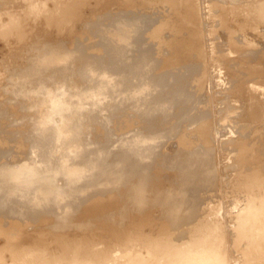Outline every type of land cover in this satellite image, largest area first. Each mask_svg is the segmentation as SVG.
Masks as SVG:
<instances>
[{"label":"rangeland","instance_id":"obj_1","mask_svg":"<svg viewBox=\"0 0 264 264\" xmlns=\"http://www.w3.org/2000/svg\"><path fill=\"white\" fill-rule=\"evenodd\" d=\"M61 1L62 0H36V3H42L39 10H41V9H43V10H42V12H39V10H37V12H39L40 15H32L31 13H29L28 9L26 10V7H24V6L21 8H23V9L25 8V10L21 9L20 7L14 8V7H10L11 3L9 2V0L8 1L7 0H0V17L2 18V19L0 18V22H1L0 26L3 27L4 25H6L10 21H11V24L13 26L22 23V27H23L24 33L26 35L25 44L29 45V44H31L32 41H33L32 45L34 44L33 46L28 47V48H30V50H31L30 51L28 48H25V47H24L25 49L23 48V50H22V48H20L19 44L15 43V42L13 43V41H10V43L4 44V42L0 40V43H1V45H0V52H1L0 56L3 54V56L0 58V60L2 61V62L0 61L1 62L0 63L1 68L0 69L2 70V71H0V97H1L0 101H2L1 99L6 100L12 94L14 95V92L16 90V85L21 80L24 81V79H22L23 77L21 78V75H20L21 72L27 71L32 66L38 67L39 65H41L40 62L45 60L44 56L53 52V51H55V52L57 51L58 52L57 57L60 56L59 58L64 60V61H61L62 64L60 63L61 68H62L61 70L63 72H69L72 69H74L75 68L74 66L76 65V62L79 58L80 59L84 58L83 63L85 65L90 63V64L94 65L95 67H97L98 68L97 70H103L104 71L106 69H110L111 71H110V74H108V76L111 79V81H110L109 86H107V90H109V92H111V93H108V95L105 94L104 96H96V95L93 96V95H91V97H92L91 100L96 101V102L98 100V102L107 104L108 102H110L113 99L114 93H120V92L130 93V92L137 89L138 90V92L136 93L137 105L141 106L147 102L145 104L146 107L148 106V104L151 105L153 110L156 113L163 116L165 119L162 118L163 120L159 119V121L157 119L156 121L159 122V123H157L155 121V119H154V121L150 120L151 121L150 122L149 121L150 118L144 117L142 119H139V121L138 120L135 121L138 123V124L136 123V125L138 127L132 123L129 126H126L124 128L118 129V128L114 127L110 130H107L109 143H107L106 145L109 146L110 148H113L115 145L117 146L118 144L122 143L125 140V138H128L129 136L134 137L135 134L136 135H143L144 132H147V131L153 132L157 129L156 131H158V132H156V134L151 133V137L152 136L156 137V136L160 135V134H158L160 132L165 134V135H168V136L166 137V139H163V140L160 139L158 144H156L157 146L153 150H151L148 157L154 159V162L158 161L160 164L163 163L161 165L163 176H166V177L170 176L171 177L174 173H176L179 166H180L181 161L183 160V158H190L193 156H197L195 154H200L202 156H208V159L205 162L206 164H204V167L206 166V168H204V169H202L203 167L201 168V170H202L201 174H203V173L206 174V172H207L208 177H210V178L213 177V179L215 178L216 183H218L217 186L219 185V187H217V186L215 187L214 192L210 193L211 197H213L212 203L209 206L203 205V206H201V208H197L198 209L197 215H200L205 210H206V212H204L197 219H195L191 222H188L187 224L179 225L178 228H176V230L174 231L175 233H177V236H176L177 239L174 241H171L169 244H167V248L170 246V249L169 248L166 249L167 251L164 250V251H166L164 253V252L160 251L161 250L160 248H159L160 250H158L156 248L157 250H155L151 255V258H152L151 260L153 262L156 261L155 263H158V262L160 263V262H162L164 260H168L170 258L169 260L173 261V258H175V256H177V253H178V252L175 253V251H178L179 246H181L180 243L182 244V242L187 241L188 239H186V238H188V237L189 238H191V236L192 237L193 236L199 237L200 235H203L205 231L208 232L207 226L209 224V225H213V227H216V233H212V234L217 235L218 238L220 236H222V239H221V237L219 238L220 241L222 240L221 241V247L222 248L220 247L219 251L216 253L217 255L216 254L214 255V256H216L215 258L218 259L217 260L218 264H221V262H222V264H247V263H249V264H263L262 262H264V252H263L264 249H262V248H264V215L260 216V217L255 216L257 219L254 217V218H252L253 220L250 219V220L246 221L248 223L244 222L246 224V226L242 222V218H243V216H245L247 214V212L250 208L249 206H251L252 203H254V202L259 203L261 201H264V192H263L264 191V188H263L264 187V181H263L264 176H258L257 177L258 174L264 173V172L262 171V166L257 167L252 163L253 158L255 157L254 155L257 152L255 150L262 149L263 145H261V144L263 143L262 141L264 139V138L262 139V137L264 136L263 135L264 130H260L261 133H259V134L253 130H256L255 128H257L258 126H259L258 128H260L262 125L264 127V120L262 123H258V122L254 123V121H250L246 118L248 110H249L248 109V107H249L248 101H249L250 97L253 96L257 100H262V98H264V94H263L264 93V87H263L264 86V84H263L264 83V36H263L264 35V28H263L264 25H262V24H264V19H263L264 16L262 18V15H264V4H262V6H261V3L264 0H260V1L259 0H257V1L256 0H254V1L250 0L253 3H251L249 0H248V2H247V0H234V1L232 0L234 2V4L232 3V7H234V9L236 7H240L242 9L239 8L237 11H235V12L233 11L235 16L233 15V12H232L233 16L229 14L227 21H225L223 23L220 22L221 20L218 19V14L216 11V7L221 4L220 0H197V1L194 0L195 3L193 0H188V1L183 0L184 3L185 2L187 4L192 3V4H190V6L192 7L191 10H192V13L195 14V16L198 19V23H197L198 25L197 24L196 25L198 26L197 28L200 29L199 30L200 32L198 33V38H197V33L192 32L190 29H184L183 33H180V34H182L181 36H183V37H188L192 32L191 37L189 36L188 38H192V39H194V41L196 39V41H198V44H199V41L201 42L199 44V46H197V48L200 52H197V50L195 52H192L191 49H193V48H191V46H190L187 49V51L189 50L187 53H183V52L178 53L175 48L167 46L166 43L164 44L162 39H159L158 37H156L157 35L156 36L154 35V29H156L155 25H158V24L164 25L167 22H170L173 18L172 12L177 11L178 7L181 8L183 6L184 3L182 2V0H180V1L179 0H170V1L167 0L166 5L168 6V8L171 9V10L170 9L169 10L172 11V12H168V13L166 11L158 10L157 8L155 10V6L153 3L154 0H147V1L146 0H140V1L139 0H126V2L124 0H122L123 2H122V4L119 5V7H118V5H116L114 3V0L113 1L112 0H103V1L102 0H100V1H98V0H94V1L93 0H85V1L84 0H73V1H75V6H78L77 10L74 11L78 16H76V14L74 15V13H73V15L71 14V17H70V15L68 17V14H67V17H64L65 13L63 15V10H62L64 8L63 6H65L63 4H66L67 1H70V0H66V3H64L65 1L64 2L63 1L61 2ZM115 1H121V0H115ZM135 1L137 4L135 3ZM258 1L261 3H258ZM196 3H197V5H196ZM247 3L250 4V5H248L249 7H252V9H249L250 11H252V13L248 10L250 12V14H249V12L248 13L245 12L248 9ZM58 4H60V5H58ZM61 5H63V6H61ZM114 5H116V6H114ZM215 5H216V7H215ZM257 5L258 6L260 5V6L258 7ZM54 6H56V7H54ZM58 6H60V7H58ZM242 6H244V7H242ZM253 6H254V8H253ZM256 6H257V8H256L257 10H255ZM109 7L110 8L112 7V8L110 9ZM142 7H143V9H142ZM260 7L263 8V10H261V14L259 13L260 12L259 9H262V8H260ZM5 8H6V11H5ZM19 8H20V10H17ZM85 8H86V10H85ZM253 10H254V12H253ZM78 11H80V15H79ZM115 11L117 13H115ZM48 12H50L52 14V16L54 17V18L53 17L52 18L54 20L56 19V22L58 20H60V21H58V25L56 27H53L52 25L47 24V20L45 19V17H47L46 14ZM53 12H55V13H53ZM164 12H166V13H164ZM243 12H244L243 15L247 14L246 17L242 16ZM253 13H255L254 18H253V16H251V15H253ZM258 13L260 14V16L257 15ZM59 14L61 16L63 15L62 18ZM157 14H159V15H157ZM164 14L165 15L167 14L166 18H165ZM7 15L9 17H7ZM11 15H12V17H10ZM55 15H56V17H55ZM161 15H162V17L164 16L165 20H164V18L161 17ZM248 15H249V18L252 17V20L247 17ZM130 16H132L133 18L134 17H136V18L133 19ZM260 17H261V19H259ZM4 18H5V20H4ZM25 19L28 22L25 21V23H23L24 22L23 20H25ZM135 19H136V21L140 20V22L139 21L136 22ZM153 19H155V20H153ZM245 19H247V20L244 21ZM256 19H257V21L261 20L260 22H263L262 24L258 23V22L256 23V25L261 24L262 27L256 26L254 24L256 22ZM15 20H16V23L13 24V22ZM250 20L255 21V22H252L254 25L251 23ZM247 21H249V23H247ZM110 22L113 25H110ZM131 22H132V24L135 22L133 24L134 27L131 24ZM160 22H162V23H160ZM218 23H219V25H218ZM220 24H222V25H220ZM244 24H246V26ZM250 24H252V25H250ZM199 26H200V28H199ZM1 27H0V29H1ZM32 27H34V28H32ZM81 27H82V29H81ZM94 28H95V30H94ZM249 28H250V30H249ZM251 29L253 30L252 32H251ZM189 30H190V32H189ZM254 30H256V31L254 32ZM37 31L39 32V34L44 33V35L48 36L47 37V36L40 34L43 36V40H42L43 44H41V45H39L41 43L40 40H39V42H36V41H38V39H41V37H42V36H40V38H39V35H37V33H38ZM47 32L49 34H46ZM26 33H28V34H26ZM251 33H253V34L255 33L254 37L252 36ZM34 34H35V36L36 35L38 36V39H35V36L33 37ZM37 36H36V38H37ZM152 36H154V37H152ZM260 36H262L263 38ZM0 37L4 38L5 36L3 37L0 34ZM32 37L34 39H31V41L27 40V38L30 39ZM48 39L49 40L51 39L52 42L49 41ZM34 41L36 42V44L38 43L37 46H36ZM230 41L234 42V43L231 44ZM246 42L248 43V45L246 44ZM49 43H50V45H49ZM235 43H237V45ZM249 43H250V45H249ZM14 44H15V46H14ZM53 44H54V46H53ZM161 44H162V46H161ZM2 45L4 47H2ZM7 46H9V47H7ZM40 46H41V49H37V52H36L35 51L36 47L39 48ZM47 46H51V47L53 46V47L51 48V47H47ZM244 46H246V47H244ZM262 46H263V48H262ZM12 47H13V49L15 47L16 48L13 50ZM33 47H35V49ZM238 47H240L241 49H242V47H244V49L245 48H247V49L241 50ZM2 48H4V49H2ZM233 48H235V49H233ZM252 48L254 50L253 52H255V50H257L255 52L256 54H253V52L251 53ZM230 49L234 50V52L232 51L233 54L231 53ZM5 50H6V52H3ZM9 50H10V52H9ZM32 50H34L35 52ZM48 50H49V53L48 52L46 53V51H48ZM239 50L244 51V52L241 53ZM14 51L15 52L17 51L16 55H15ZM227 51L229 53H227ZM248 51H250L249 53L251 54V56H250V54H248ZM25 52H28L29 54H31L30 52H32V53L34 52V54L29 55L27 53L28 56H26ZM239 52H240V54H239ZM257 52H258V54H257ZM37 53L38 54L40 53V54L38 56H36ZM63 53H66V54H63ZM219 53H220V55H219ZM21 54L23 56L27 57V58L24 57L25 61H24V59H22L23 57L21 56ZM42 54H43V56H42ZM221 54H223V55L221 56ZM224 54H225V56H224ZM4 55L6 56V59L8 56L7 60L4 59L5 58ZM68 55H70V56H68ZM17 56L19 58L15 59ZM9 57H11V58L9 59ZM41 57H42V59H41ZM221 57L224 59H222ZM258 58H259V60H258ZM19 59H21V60H19ZM196 59H198V60H196ZM256 60H258V62H256ZM26 61H28V62H26ZM29 61H30V63H29ZM5 62H8L9 64L6 63L7 64V66H6ZM13 62L16 66H17V64H20V63H21L20 65H22V66H20V69L18 68V70H15L16 72L13 69L15 67ZM16 62H17V64H16ZM170 62L172 64H170ZM198 62H200V63H198ZM3 63H4V67L1 66V65H3ZM33 63H34V65H33ZM208 63H210V64H208ZM228 63H231V64H228ZM65 64L67 66H65ZM216 64H219V65H216ZM222 64L226 67V69H223L224 66H222ZM249 64L253 67H251ZM28 66H29V68H28ZM221 66H222L223 70H221ZM227 66L230 68H227ZM249 66L252 69H250ZM258 68H260L261 70ZM21 69H24V70H21ZM125 69H129V73H128L126 79H121V78L118 79L117 76L121 75L122 70H125ZM227 69L229 72H233L236 76L233 75V73L232 74H230L229 72L226 73L225 71ZM239 69H241V70H239ZM244 69H245V71L246 70L251 71V72L253 71L252 72L253 74L251 75V72H248V71L245 72ZM10 71L11 72L13 71V72L9 73ZM223 71H224V73H223ZM238 71L239 72L242 71V74H240L242 77L239 76ZM256 71H259L258 73H260V74L263 72L261 74V75H263V77H261L260 74L258 75V73L255 74L254 72H256ZM243 72H245V73H243ZM13 73H14V75H13ZM164 74H165V77H164ZM249 74H250V76H249ZM243 75H245L246 77ZM203 77H204V79H203ZM240 78L243 79L244 81H242ZM184 79H186V80H184ZM33 80H34V76L30 80H27V81H29L28 83H32ZM245 80H247V81L249 80V82L245 83ZM227 82H228V84H227ZM232 82H233V84H232ZM234 82H236L237 84ZM250 82H251V84H249ZM244 83L246 84V86H244L245 85ZM135 84H137V86H138L137 88H135ZM223 84H224V86H223ZM51 85H54V84H51ZM51 85H49V87H52ZM98 85H103V84L101 82L100 83L99 82H91L86 86H80L79 87L76 83H74V80H73V82H69V83H66L65 85H63L61 87L62 88L61 91L64 95L68 94L70 99H72V98L74 99L75 96H78L80 94H84V93L90 94L89 92H91L92 89ZM65 88H67V89H65ZM68 88H70V89L68 90ZM133 88H135V89H133ZM255 88H257V89H255ZM178 89H179V91H178ZM44 91L46 93H48L46 91V89ZM172 92H173V95H171ZM216 94H217V96H216ZM168 95H170V96H168ZM225 99L228 101H226ZM140 102L142 104H139ZM145 105H144V107H142V109L146 108ZM20 106H22V104ZM226 106H228V107H226ZM237 109H238V111L239 110H241V111L238 112ZM230 113H232V114H230ZM56 116L57 117L59 116V117L57 118ZM109 117H110L109 115H107V116L105 115V118H109ZM17 118H19V117H17ZM54 118L55 119L57 118L56 120H58L59 122L58 121L57 122L60 124V120H61L60 118L61 117H60L59 113L54 115ZM224 118L226 119V121ZM235 119H236V121H235ZM223 120H224L226 126L224 125V123H222ZM34 121H37V120H34ZM153 122L155 125L153 124ZM162 122H163V124H162ZM230 122L231 123L236 122V123L231 125ZM58 123H56V124H58ZM147 123L151 124L154 128L151 125L148 126ZM238 123L239 124L243 123V124L241 126ZM246 123H251V124L254 123V124L249 125ZM257 123H258V125H257ZM9 124L1 123L0 128H5ZM236 124L239 126V128ZM259 124H261V125H259ZM31 125H33V123L30 122V123H27L26 126L24 124H21V125H19V127L20 128L24 127V130L26 131L25 134H28L29 130L36 132V134L39 131L41 134L40 130H36L37 129L36 127L38 125H34L36 129H34V127H31ZM158 125H160V126H158ZM231 126H232V128H231ZM244 126H246V128ZM136 127H137V129L138 128L139 129L135 131L134 129H136ZM145 127H146V129H145ZM160 127H161V130L159 129ZM236 127L238 130H235ZM128 128H130V129H128ZM152 128H153V130H152ZM188 128H191L192 130L191 129L189 130ZM250 128H253V129H250ZM176 129H179V130L176 131ZM130 130H131V132H130ZM141 130H142V132H141ZM159 130H160V132H159ZM239 130H241L240 131L241 134L244 135L243 138H242V135H240V132H238ZM251 130L255 133L251 132ZM126 131L128 132L127 134H129V135L126 134ZM133 131H134V133H133ZM190 131L193 133H190ZM194 131L197 134H195ZM229 131L231 134L229 133ZM233 132L235 135L233 134ZM124 133H125V136H124ZM249 133H251V134H249ZM119 134H120V136L123 135L125 138H123V136H121L122 137L121 138L119 136ZM117 135L119 138L117 137ZM195 135L197 137L198 136L199 137L197 138ZM239 136H241V137H239ZM5 137L8 138V136H6V134H5ZM194 137L196 140L192 139ZM228 137L230 139H228ZM260 137H261V139H259ZM9 139H10V141H13L15 138L10 136L8 138V140ZM114 139L116 140L115 144H114V141H115ZM170 140H172L173 143ZM175 140H177L176 143H175ZM117 142H118V144H117ZM146 142H148V141H146ZM256 142H257V144H256ZM146 144L148 145V143H146ZM175 144L178 146L176 147ZM254 144H256V145H254ZM199 145H201L202 147L201 146L199 147ZM226 145L228 146V150H227ZM252 145H254V146H252ZM235 147H237L238 149ZM45 149H47V147ZM175 149H177V150H175ZM247 151H250V152H248L249 154L247 153ZM235 153H236V155H235ZM243 154H245V155H243ZM132 155L134 156V159L136 160L137 156H135L134 154H132ZM223 155L226 157H224ZM133 156L130 158H133ZM138 156H139L138 159H143L140 157V155H138ZM236 156H240V158L237 157L238 158L237 161H236L237 158H235ZM223 157L226 159H224ZM251 157H253V158H251ZM2 160H5V159H2ZM127 162L131 163L130 161H127ZM46 163H48V162H46ZM208 163H210V164H208ZM229 163H230V165H229ZM52 164L53 163L50 162V164L43 166L42 169H44V170L41 172L42 174H45V175L48 173V176L50 177V180H49L50 182L47 180H41L39 178H38L39 181L37 180L36 182L35 181H28L26 179H21L20 182L19 181L5 182V183H8L10 185L8 189H12V188L17 189L19 197H21V198H19V203L13 204L14 207H13V205H10L12 203L9 204V200L7 197V194L9 192L7 190L2 189V183H1L0 184V186H1L0 187V210H2V211H0V212L6 211V213H8L9 215L13 214L11 216H13L14 220L17 219L16 223L20 222L18 225L24 226L25 223L28 221L27 218L24 216L25 215L24 213L26 212L25 210L29 208V210H31V211H36L35 205L32 204V201H33L32 197L34 194H37V195L42 197V198H40L41 200H44L48 204L50 203L49 205L52 206L54 213L57 212L58 214H61V213L63 214L65 212H69L70 210L74 209L73 211L76 214L79 213L78 215H80V217H83L86 214L87 215L85 217H88V218L90 217L89 221H90V224L92 226L84 227V226L79 225L78 227L76 226L72 231L74 233H76L77 235L80 233L86 234L85 238H87V241H85L84 243H86V244L88 243L91 245V247L93 248L91 250L93 251V253H95L98 256V264H99V262L101 264L102 262H104V260H105V264H125L127 262H130V260L133 258V256L131 255L132 253H130V254H126V253L129 252V249L131 247L133 248V246L131 245L133 243L128 242L127 239L125 238V236L121 235V238L120 237L118 238L116 236H118V234L121 231L123 232L124 235H126V233L123 231V227L125 229H127V233L129 232V230L133 231V228H132L133 226H131V225H135L134 219H136V218L138 219L139 216L144 212L143 209H139V210L133 212L129 208L130 203L134 201L135 192L133 191L134 190L133 185L135 184L137 174H139V173H137L134 168L125 165L124 171H125V174H127L126 175L127 179H128L127 181H123L124 179L120 175L121 178L118 177L117 180L112 181L115 184L114 185L115 187L112 188L111 177H108L109 176L108 175V176L104 177V180L101 179V181H100V182L106 183L108 185V186H106L107 188H105L103 190L104 193H102L103 191L97 192L96 189L95 190L92 189V190L88 191L89 193H87L85 196H83L84 198L80 194L70 197L71 194H67V195L63 194V193L71 192L73 189V182H71V178L69 175L70 173L68 172V169H66V168L58 169L57 168L56 170L53 169V172H52V168H51ZM238 168H240V170L242 168L243 170L239 171ZM227 170H228V172H227ZM246 170H248L249 173L246 172ZM235 171L236 172L239 171V174H238V172L236 173ZM258 172H260V173H258ZM246 173H248V174H246ZM256 173H258V174H256ZM243 174H245V175H243ZM249 175L251 178H249ZM237 176H240L243 179L239 178ZM244 176H245V178L247 177V179H244ZM201 178H203V177H200L199 180ZM99 179L100 178L96 179V181ZM257 179L259 182H256ZM35 183H37V184H35ZM250 183H251V185H250ZM254 183H255V185H254ZM256 183H257V186H256ZM27 184H29V185H27ZM240 184H242L241 186L243 188L240 186ZM245 186H246V188H245ZM249 186L250 187L252 186V187L250 188ZM237 187L240 189H238ZM193 188L192 187L190 188L191 193H189L190 195H188L189 201L186 204H183L182 206L179 207L178 211L176 212L173 223L178 222V220L181 218L183 213L187 212L190 208V205H192V203H194V193L195 192H193L194 191ZM19 189L20 190L22 189V191H20ZM36 189H37V191H36ZM67 189H70V190H67ZM247 189H248V192L246 191ZM256 189H258V190H256ZM241 190H243L244 192ZM230 192H232V193H230ZM241 192H242V194H245V195L248 194L249 196L247 195L246 196L247 198H246L245 195H241V196H243V197H241L240 196ZM26 193H28V195ZM126 193H127V195H126ZM228 194H232V195H228ZM46 196H48V199ZM230 196H231V198H230ZM233 196H235L234 199L232 198ZM236 196L239 198H237ZM235 198H237L238 200L240 199L239 202L237 199L235 200ZM255 198H257L258 201ZM39 200H37L36 202L38 203ZM80 201H82V202H80ZM133 203H135V201ZM189 203H190V205H189ZM238 203L239 204L242 203V205H239ZM31 205H32V207H31ZM243 205H244L245 209L246 208H248V209L245 210L243 208ZM232 206H233V208H232ZM234 206L237 209H234L235 208ZM241 207H242V209H241ZM16 208H18V209H16ZM238 209L241 212V214H240V212H238ZM17 210H19V211H17ZM88 211H89V213H88ZM117 211H121L123 213V216L121 214L117 216L116 215ZM242 211L244 212L243 215H242V213H243ZM22 214H24L23 215L24 217H22ZM82 214H83V216H81ZM124 214L126 216V219H125V221L120 222L121 219L124 218ZM209 214L210 215L212 214V215L210 216ZM209 217H210V220L212 222L209 220ZM214 217H216L217 219ZM103 218H104V220H106V222L102 223L101 220ZM177 218H178V220H177ZM153 219H155V220H153ZM93 220L95 222L94 224H93ZM218 220L221 223H219ZM155 221H156V223H155ZM206 221H208L209 223L207 222V224H205ZM214 221H216V222L213 223ZM253 221H254V223H253ZM8 222H9V220H7V223ZM112 222L119 223L118 225H120L121 231L117 230V229H116L117 231L113 230V229H115L114 228L115 225L114 226L109 225L108 228L105 226L106 223L111 224ZM147 222H151L154 225L155 229L158 227V225H159V229L157 228L158 230H162L163 228H165L163 220L158 218L157 215L152 216V219L148 218ZM95 224H97V225H95ZM27 225H29V223ZM27 225H25V226L27 227ZM241 225H243V226H241ZM103 226L106 228H104ZM204 226L207 229L204 232H202V230L205 228ZM129 227H130V229H129ZM201 227H202V230H201ZM209 227H212V226H209ZM27 228L31 229L32 226L30 225V227L28 226ZM157 229L155 231H158ZM60 230L61 229H57V231H60ZM57 231H56V234H59ZM146 231H147V229H146ZM188 231H191V232H188ZM147 233L149 234V232H147ZM152 233H154V231H152ZM186 235H188V236H186ZM259 235L261 238L256 237ZM60 236H62V235H60ZM185 236H186V238H185ZM252 236L256 237V239L259 238V240H257L258 243H256L255 246L252 245V247H251L250 240L252 241ZM77 238H80V237H77ZM178 238H179V240H178ZM182 239H184V240H182ZM253 239H255V238H253ZM0 240H1L0 241V244H1V242H3V237H0ZM226 241H227V243H226ZM223 242H224V244H223ZM125 244L128 245L129 248L127 247V249H126ZM172 245H174V246H172ZM163 248H165V247H163ZM250 248H251V252H249ZM172 249H173V251H171ZM174 249H176V250H174ZM260 249H261V251H260ZM158 251H160V252H158ZM246 251H247V253H245ZM256 251H257V253H256ZM171 252L175 253L176 255L170 256L169 254H171ZM253 252L256 254H254ZM260 252L262 254H260ZM102 253L104 256L102 255ZM160 253L162 256L160 255ZM51 254H54L55 256H59L60 252L55 251L54 253H51ZM141 254H143L142 251H141ZM259 254H260V256L258 257L257 255H259ZM164 255H165V258H163ZM99 256H101V257H99ZM131 256H132V258H131ZM166 256H170V257L167 258ZM255 256L257 258H255ZM107 257H108V260H106ZM154 257H157L158 261H157V258H156V260H154ZM212 258H211V260H212ZM215 258H213V259H215ZM220 258L222 259V261L220 260ZM252 258H254L255 260ZM99 259H101V260H99ZM102 259H103V261H102ZM160 259H162V261H160ZM257 260H258V262H257ZM253 261H254V263H253ZM259 261H261V262L259 263ZM63 264H70V263L68 262V263H63ZM144 264H149V263L145 262Z\"/></svg>","mask_w":264,"mask_h":264},{"label":"bare ground","instance_id":"obj_2","mask_svg":"<svg viewBox=\"0 0 264 264\" xmlns=\"http://www.w3.org/2000/svg\"><path fill=\"white\" fill-rule=\"evenodd\" d=\"M62 1L63 2L65 1L64 3H66V0H62ZM98 1H100V0H98ZM124 1L126 2V0H124ZM166 1L167 0H154L153 3H154V6H155V10L157 8L158 10L166 11L167 13L168 12H172V11H170L171 9L168 8V6L166 5V3H167ZM233 1L232 0H220V3L221 4L220 5L217 4L218 5L217 7L215 5L216 11H217V14H218V19L221 20L220 22L223 23V22L227 21V19L229 17V14L232 15V12L233 11L235 12V11H237L240 8V7H236L234 9V7H232V3L234 4ZM252 1H254V0H252ZM259 1H258V3H261ZM9 2L11 3V6L9 5L10 7H14V8H17V7H20L21 8L23 6L26 7V10L28 9L29 13H31L32 15H40L39 12H42V10H43V9L39 10V8H40V6H41L42 3H36V0H9ZM122 2H123L122 0L121 1H115L114 0V3L116 5H118V7H119L120 4H122ZM182 2H183V0H182ZM247 2H248V0H247ZM263 2L261 3V6H262V4H264ZM135 3H136V1H135ZM194 3H195V1H194ZM251 3H253V2H251ZM60 4H58V5H60ZM190 4H192V3H190ZM190 4H187L185 2L181 8L178 7L177 8V11L172 12L173 13V18H172V20L170 22H167L166 24H164L165 26L164 25H159L157 23L158 25H155L156 26V29H154V35L155 36L157 35L156 37H158L159 39H162V41L164 42V44L166 43L167 46L172 47V48H175L178 53H182V52L183 53H187L189 51V50L187 51V49L190 46H191V48H193V49L190 48L192 52H195L196 50H197V52H200L198 50L197 46H199V44L201 42L199 41V44H198V41H196V39L194 41V39L188 38L189 36L191 37L192 32L197 33V38H198V33L200 32L199 31L200 29L197 28L198 27L197 26L198 25L197 24L198 23V19L195 16V14L192 13V10H191L192 7L190 6ZM63 5H65V6H63ZM63 5H61V6L64 7L62 9L63 10V15L65 13V16L64 17H67V14H68V17H69V15L71 17V14L73 15V13H74V15L76 14L74 11L77 10L78 6H75V1L70 0V1H67V3L66 4H63ZM116 5H114V6H116ZM196 5H197V3H196ZM248 5H250V4L247 3V6ZM56 6H54V7H56ZM257 6L255 7V10H257L256 9ZM58 7H60V6H58ZM242 7H244V6H242ZM20 8L17 9V10H20ZM86 8H85V10H86ZM253 8H254V6H253ZM260 8H262V7H260ZM21 9H23V8H21ZM142 9H143V7H142ZM240 9H242V8H240ZM249 9H252V7H249L248 6V9L245 12L248 13L250 11ZM23 10H25V8ZM37 10H39V12H37ZM259 10H260L259 13L261 14V10H263V8L262 9H259ZM5 11H6V8H5ZM78 12H79V15H80V11H78ZM166 12H164V13H166ZM234 12H233V15H234ZM250 12L252 13V11H250ZM250 12H249V14H250ZM253 12H254V10H253ZM53 13H55V12H53ZM115 13H117V12L115 11ZM259 13L257 14L258 16H260ZM243 14H244V12L242 13V16L243 17H246L247 14L246 15H243ZM8 15H7V17H9ZM157 15H159V14H157ZM166 15H165V18L167 17ZM254 15H255V13H253V15H251V16H253V18H254ZM46 16L47 17H45V19L47 20V24L48 25H52L53 27H56L58 25V21H60V20H58L56 22V19L55 20L53 19L54 17L52 16V14L50 12H48L46 14ZM62 16H61V18H62ZM76 16H78V15L76 14ZM132 16H130V17H132ZM263 16L264 15H262V18H263ZM10 17H12V15ZM55 17H56V15H55ZM161 17H162V15H161ZM247 17L249 18V15ZM134 18H136V17H134ZM162 18H164V16ZM165 18H164V20H165ZM249 19L252 20V17L249 18ZM259 19H261V17ZM4 20H5V18H4ZM153 20H155V19H153ZM246 20L247 19H245L244 21H246ZM23 21H24L23 23H25V21H27V20L25 19ZM135 21H136V19H135ZM138 21L140 22V20H138ZM138 21H136V22H138ZM260 21L261 20L257 21V19H256V22L255 21H251V23L252 22H255L254 24L256 25V23L258 22V23H261L262 24L263 22H260ZM14 23H16V20L13 22V24ZM160 23H162V22H160ZM247 23H249V21H247ZM0 24H1V22H0ZM7 24L6 25L3 24L4 25L3 27L0 26L1 29H2V30L0 29V31H1L0 34L3 37L5 36L4 38L0 37V40L3 41L4 44H7V43H10V41H13V43L14 42L15 43H18L19 46H20V48H22V50H23L24 47L25 48H28V47L34 45V44L32 45V42L33 41L31 42V44H29V45L27 44L28 46L25 44V42H26V35L24 33V29L22 27V23L13 26L11 24V21H10ZM131 24H132V22H131ZM252 24H250V25H252ZM261 24L260 25H256V26H261ZM110 25H113V24H111V22H110ZM218 25H219V23H218ZM220 25H222V24H220ZM244 25L246 26V24H244ZM262 25H264V24H262ZM133 27H134V25H133ZM32 28H34V27H32ZM199 28H200V26H199ZM250 28H249V30H250ZM81 29H82V27H81ZM184 29H190L192 31L191 34L189 33L190 34L189 36L187 35L188 37L181 36L182 34H180V33H183ZM252 29H251V32L253 31ZM94 30H95V28H94ZM190 30H189V32H190ZM255 31L256 30H254V32ZM28 33H26V34H28ZM40 34H42V33H40ZM40 34H39V32L37 33V35H39V38H40V36L44 35V33L42 35H40ZM46 34H49V33L47 32ZM251 34L254 37V34L255 33L254 34L251 33ZM34 36H35V34L33 35V37ZM36 36H35V39H38V36H37V38H36ZM44 36H47V35H44ZM33 37L30 38V39H28L29 38L28 37L27 40H30L31 41V39H34ZM152 37H154V36H152ZM260 37H262V36H260ZM39 40L41 41V43L39 45L43 44L42 43L43 42L42 41L43 40V36L41 37V39H38V41H36V42H39ZM49 41H51V39ZM36 42H35V44H36ZM232 43H234V42H231V44ZM37 44H36V46H37ZM235 44L237 45V43H235ZM246 44L248 45L247 42H246ZM0 45H1V43H0ZM49 45H50V43H49ZM249 45H250V43H249ZM14 46H15V44H14ZM53 46H54V44H53ZM161 46H162V44H161ZM246 46H244V47H246ZM2 47H4V46L2 45ZM7 47H9V46H7ZM47 47H51V46H47ZM244 47H242V49L240 47H238V48H240L241 50L247 49V48L244 49ZM33 48L35 49V47H33ZM262 48H263V46H262ZM2 49H4V48H2ZM12 49H13V47H12ZM28 49L30 50V48H28ZM37 49H41V46L39 48L36 47V50H35L36 52H37ZM233 49H235V48H233ZM32 51H34V50H32ZM230 51L233 54L234 50H231L230 49ZM253 51L254 50L252 48L251 53ZM256 51L257 50H255V52ZM3 52H6V50L3 51ZM9 52H10V50H9ZM34 52L33 53L30 52V53L33 55ZM47 52L49 53V50L46 51V53ZM240 52L242 53L244 51H240ZM240 52H239V54H240ZM249 52L250 51H248V54H250ZM255 52H253V54H256ZM16 53H17V51L15 52V55H16ZM25 53H26V56H28L29 53L28 52H25ZM227 53H229V52L227 51ZM22 54H21V56L23 57L22 59H24V57H26V56H23ZM31 54H29V55H31ZM39 54L37 53L36 56H38ZM63 54H66V53H63ZM257 54H258V52H257ZM219 55H220V53H219ZM222 55L223 54H221V56ZM2 56H3V54L0 56V58ZM8 56H7V59H8ZM42 56H43V54H42ZM57 56H58V52L57 51L56 52L53 51V52H51V53H49V54H47V55L44 56V59L45 60H43L42 62H40L41 65H39L38 67L37 66H35V67L32 66V67L29 68V66H28L29 69L27 71L20 73L21 78L23 77L22 79H24V81L21 80L22 82L20 81L16 85V90L14 92V95L12 94L6 100L1 99L2 101H0V124L1 123H5V124H9L10 123L7 127L0 128V184L2 183V189L3 190H7L9 192L7 194V197H8V200H9V204L12 203L10 205H13V204L19 203V198H21V197H19V194L17 192V189L12 188V187H11L12 189H8L10 185L8 183H5V182H13V181H19L20 182L21 179H26L28 181H35L36 182L38 180V178L41 179V180H47V181H49L50 180V177L48 176V173L45 175V174H42L41 172L44 170V169H42L43 166L50 164V162L53 163L52 164V167H51L52 168V172H53V169L56 170L57 168L58 169H63V168L68 169V172L70 173L69 175H70V178H71V182H73V189H72L71 192L63 193V194L64 195L71 194L70 197L75 196V195H78V194H80L83 197L87 193H89L88 192L89 190H92V189L93 190L96 189L97 192L103 191L105 188H107L106 186H108V185L106 183H102L100 181H101V179L104 180V177L105 176H108V175H109L108 177H111V182L113 180H117V178L120 177V175L123 177V179H124L123 181H127L128 180L127 179V176H126L127 174H125L124 167H125V165H127L129 167H132L139 174H137L135 184L133 185V189H134L133 191L135 192V195H134V201H135V203H133L134 201L131 202L130 205H129V208L133 212L134 211H137L139 209H143L144 212L139 216L138 219L137 218L134 219L135 220V225H131V226H133L132 227L133 228V231H130L129 230V232L127 233V229H125L123 227V231L126 233V235H124L123 232L121 231L120 225H118L119 223H114V222H112L111 224L110 223H106L105 226L108 228L109 225L110 226H114L115 225L114 226L115 229H113V230H116L117 229V230H120L121 231L118 234V236H116V237H118V238L120 237L121 238V235L122 236H125V238L127 239L128 242L133 243V244H131L133 246V248L131 247L129 249V252L126 253V254L132 253L131 255L133 256V258L131 256L132 259L130 260V262H127L125 264H144L145 262H148L149 264H158L159 262L158 263H155L156 261L153 262L151 260L152 259L151 258L152 253L155 250H157V249L158 250L161 249L160 251L161 252H164V253L167 251L166 249H168V248L170 249V246L167 248V244H169L171 241H174V240L177 239L176 238L177 233L174 232L176 230V228H178V226L181 225V224H187L188 222H191V221L197 219L198 217H200L204 212H206V210L203 211L200 215H197V213H198V209L197 208H201V206H203V205L204 206L205 205L206 206H209L212 203V201H213V197H211L210 193L211 192H214L215 187L217 186L218 183H216L215 178L213 179V177L212 178L208 177L207 172H206V174H204V173L201 174V172H202L201 168L202 167H203L202 169L206 168V166L204 167V164H206L205 162L207 161L208 156H202L200 154H195L197 156H193V157H190V158H183V160L181 161L180 166H179V168H178V170H177L176 173H174L171 177L170 176L169 177L163 176V174H162L163 173L162 172V167H161V165L163 163L160 164L158 161L154 162V159L148 157V155L150 154L151 150H153L157 146L156 144H158V142L160 141V139L161 140L166 139V137L168 136V135H165V134H163V133L160 132L161 127L159 128L160 129L159 130L160 133H158L160 135H158L156 137L155 136L154 137L153 136L151 137V133H155L156 134V132H158V131H156L157 129L155 131H153V132H151V131L144 132L143 135H136L135 134L134 137L133 136H131V137L129 136L128 138H125L124 137L125 136V133H124V136L123 135H121V136H123V138H125V140L122 143L119 142L120 144H118V142H117V144H118L117 146L116 145L115 146L113 145L114 147L113 148H110L109 146L106 145L107 143H109L107 130H110V129L114 128V127L115 128H118V129L124 128L126 126H129L132 123L136 125L137 122H135V121H137V120L139 121V119H142L144 117L150 118L149 121L150 120L151 121L152 120L154 121V119H155V121L157 119L159 121V119H162V118L165 119V118L163 116H161L160 114L156 113L153 110V108L151 107V105L148 104V106L146 107L145 104L147 102L145 104L141 105V106H138L137 105V100H136V93L138 92L137 89L134 90V91H132V92H130V93H122V92H120V93H114L113 94V99L110 102H108L107 104L98 102V100H97V102L91 100V98H92L91 95H93V96H95V95L96 96H104L105 94L108 95V93H111V92H109V90H107V86H109L110 81H111V79L108 76V74H110V71L111 70L110 69H106L104 71L103 70H97L98 68L95 67L94 65L90 64V63H88L87 65H85L83 63L84 62V58H82V59L79 58L77 60V62H76V65L74 66L75 67L74 69H72L69 72H63L61 70L62 68H61L60 63H61V61H64V60L61 59V58H59L60 56L59 57H57ZM68 56H70V55H68ZM224 56H225V54H224ZM250 56H251V54H250ZM10 58L11 57H9V59ZM18 58L19 57L17 56L15 59H18ZM4 59L7 60L6 59V56H5ZM41 59H42V57H41ZM222 59H224V58H222ZM19 60H21V59H19ZM196 60H198V59H196ZM258 60H259V58H258ZM258 60H256V62H258ZM24 61H25V59H24ZM26 62H28V61H26ZM6 63L9 64L8 62H5V64ZM29 63H30V61H29ZM34 63H33V65H34ZM198 63H200V62H198ZM7 64H6V66H7ZM13 64H14V62H13ZM16 64H17V62H16ZM20 64H17V66L14 64L15 65V67L13 68L14 71L15 70H18V68L20 69V66H22ZM170 64H172V63L170 62ZM208 64H210V63H208ZM228 64H231V63H228ZM216 65H219V64H216ZM1 66L4 67V63ZM65 66H67V65L65 64ZM222 66H224V65L222 64ZM222 66H221V70L226 69L225 66H224L225 68L223 67V69H222ZM250 66H249V68L252 69L251 67H253V66H251V67ZM227 68H230V67L227 66ZM258 69H260V68H258ZM21 70H24V69H21ZM239 70H241V69H239ZM0 71H2V70L0 69ZM242 71H240V72L238 71L240 77H242L240 75V74H242ZM244 71H245V69H244ZM246 71H248V70H246ZM259 71H256L254 73L256 74ZM12 72L10 71L9 73H12ZM225 72L228 73L229 72L228 69ZM245 72H243V73H245ZM248 72H251V71H248ZM252 72H251V75L253 74ZM128 73H129V69L122 70L121 75L117 76V78L118 79H120V78L121 79H126ZM223 73H224V71H223ZM229 73L232 74L233 72H229ZM259 74L260 73H258V75ZM13 75H14V73H13ZM233 75H235V74L233 73ZM33 76H34L33 82L32 83H28L29 81H27V80H30ZM243 76H245V75H243ZM249 76H250V74H249ZM164 77H165V74H164ZM261 77H263V75H261ZM203 79H204V77H203ZM73 80H74V83H76L79 87L80 86H86V85H88L91 82H99V83L101 82L103 85L95 86L92 89V91L89 92L90 94H88V93H84V94H80V95L77 94L78 96H75L74 99L73 98L70 99V97H69L68 94L64 95L62 93V91H61L62 88L61 87L63 85H65L66 83L73 82ZM184 80H186V79H184ZM241 80L244 81L243 79H241ZM246 81L247 80H245V83H248L249 82V80L247 82ZM234 83H236V82H234ZM48 84L49 85L54 84V85H51L52 87H49ZM227 84H228V82H227ZM232 84H233V82H232ZM249 84H251V82ZM223 86H224V84H223ZM244 86H246V84ZM137 87H138L137 84H135V88H137ZM135 88H133V89H135ZM45 89H46V91L48 93H46L44 91ZM65 89H67V88H65ZM69 89L70 88H68V90ZM255 89H257V88H255ZM178 91H179V89H178ZM173 92L171 93V95H173ZM168 96H170V95H168ZM216 96H217V94H216ZM226 101H228V100H226ZM248 103H249L248 104V106H249L248 109L249 110H248V113H247V117L246 118L248 120H250V121H254V123L255 122L262 123L263 120H264V98H262V100H257L256 98H254L252 96V97H250ZM21 104H22V106H20ZM139 104H142V103L140 102ZM144 105H145L146 108L145 109H142V107H144ZM226 107H228V106H226ZM237 111H238V109H237ZM239 111H241V110H239ZM58 113H59V115L61 117L60 118L61 119L60 120V124L58 123L59 121L56 120L59 116L58 117L56 116L57 117L56 119L54 118V115H56ZM230 114H232V113H230ZM105 115L106 116L109 115L110 117L109 118H105ZM17 117H19V118H17ZM34 120H37V121H34ZM225 121H226V119H225ZM235 121H236V119H235ZM30 122L33 123V125H31V127H34V129L37 128L36 130H40L41 131V134H40L39 131H38L39 133L37 132V134H36V132H34L32 130H29L28 134H25L26 131L24 130V127H22V128L19 127V125H21V124H24L26 126V124L27 123H30ZM56 123H58L59 125L56 124ZM148 123H147L148 126L151 125V124H148ZM157 123H159V122H157ZM222 123H224V125H225L224 120H223ZM235 123H233V122L231 123L230 122L231 125H233ZM254 123H252V124L251 123H246V124L253 125ZM258 123H257V125H258ZM153 124H154V122H153ZM162 124H163V122H162ZM242 124H239V125L242 126ZM34 125H38V126L35 128ZM259 125H261V124H259ZM158 126H160V125H158ZM137 127H136V129H134L135 131L139 129V128L137 129ZM244 127L246 128V126H244ZM258 127L255 128L256 130H253V131H256V133L259 134V133H261L260 130H264V127H263V125L260 127L261 129L258 128ZM153 128H152V130H153ZM231 128H232V126H231ZM238 128H239V126H238ZM128 129H130V128H128ZM145 129H146V127H145ZM188 129L190 130L191 128H188ZM250 129H253V128H250ZM178 130L179 129H176V131H178ZM235 130H238L237 127H236ZM240 131L241 130H239L238 132H240ZM253 131L251 130V132H253ZM130 132H131V130H130ZM141 132H142V130H141ZM127 133L128 132L126 131V134ZM133 133H134V131H133ZM190 133H193V132L190 131ZM194 133H195V131H194ZM229 133H230V131H229ZM253 133H255V132H253ZM5 134H6V136H8V138L10 136H12L15 139L13 141H10V139L8 140V138L5 137ZM195 134H197V133H195ZM233 134H234V132H233ZM249 134H251V133H249ZM127 135H129V134H127ZM240 135H242L241 132H240ZM119 136H120V134H119ZM243 136L244 135H242V138H243ZM117 137H118V135H117ZM239 137H241V136H239ZM263 138H264V136L262 137V139ZM192 139H195V137L192 138ZM228 139H230V138L228 137ZM259 139H261V137ZM146 141H148V142H146ZM170 141H172V140H170ZM176 141L177 140H175V143H176ZM115 142H116V140L114 141V144H115ZM262 142H263L261 144V145H263L262 146V149L255 150V151H257L256 154L254 155L255 157L254 158L251 157V158H253V162L252 163L255 166H257V167H259V166L261 167L262 166V171L264 172V139H263ZM146 143H148V145ZM172 143H173V141H172ZM256 144H257V142H256ZM256 144H254V145H256ZM254 145H252V146H254ZM177 146L178 145H176V147ZM200 146L201 145H199V147ZM46 147H47V149H45ZM235 148H237V147H235ZM175 150H177V149H175ZM227 150H228V146H227ZM248 152H250V151H247V153ZM132 154H134L135 156H137V158L135 157L136 160L134 159V156ZM138 155H140V157L143 158V159H138L139 158ZM235 155H236V153H235ZM243 155H245V154H243ZM132 156H133V158H130ZM224 157H226V156H224ZM237 157L240 158V156H236L235 158H237ZM2 159H5V160H2ZM224 159H226V158H224ZM237 160H238V158L236 159V161ZM127 161H130L131 163H129ZM46 162H48V163H46ZM208 164H210V163H208ZM229 165H230V163H229ZM238 170L241 171L243 169L241 168V170H240V168H238ZM239 171H237L238 174H239ZM227 172H228V170H227ZM246 172H248V170H246ZM248 173H246V174H248ZM258 173H260V172H258ZM258 173H256V174H258ZM243 175H245V174H243ZM258 176H264V173H260V174L257 175V177ZM200 177H203V178H201L199 180ZM237 177L242 178L240 176H237ZM98 178H100V179L96 181V179H98ZM249 178H251L250 175H249ZM244 179H247V177L245 178V176H244ZM263 181H264V179H263ZM256 182H259L258 179H257ZM35 184H37V183H35ZM27 185H29V184H27ZM114 185H115L114 182H112V188L115 187ZM241 185L242 184H240V186ZM250 185H251V183H250ZM254 185H255V183H254ZM256 186H257V183H256ZM191 187L192 188L194 187L193 188V190H194L193 192H195L194 193V203H192V205H190V203H189V205H190L189 210L187 212L183 213V215L181 216V218L179 217L180 218L179 220L177 218L178 222L173 223L174 218H175V215H176V212L178 211L179 207L182 206L183 204H186L189 201V196L188 195H190L189 193H191V191H190V188ZM217 187H219V185ZM245 188H246V186H245ZM238 189H240V188H238ZM67 190H70V189H67ZM256 190H258V189H256ZM20 191H22V189ZM36 191H37V189H36ZM241 191H243V190H241ZM246 191L248 192V189ZM102 193H104V191ZM230 193H232V192H230ZM26 194L28 195V193H26ZM126 195H127V193H126ZM228 195H232V194H228ZM241 195H245V194H242V192H241L240 196ZM247 195H245V197ZM46 197L48 199V196H46ZM234 197L235 196H233L232 198L234 199ZM241 197H243V196H241ZM40 198H42V197L39 196V195H37V194H34L33 197H32V199H33L32 204L35 205L36 211H31L28 208V209L25 210L26 212L24 211L25 212L24 213L25 215L22 214V217L25 216L27 218V220H28L27 222L25 221L26 222L25 225H27L29 223V225H27V227L28 226L30 227V225H31L32 226L31 229L27 228L25 225L24 226L18 225L20 222L16 223L17 219L15 218L16 220H14L13 219V216H11L13 214L9 215L4 210H3L4 212H0V237H3V242H1V244H0V264H63V263H68V262L70 264H98V256L95 253H93V251L91 250L93 248L91 247L90 244L84 243L85 241H87V238H85L86 237L85 236L86 234H81L79 232L81 235L80 234L77 235L76 233H74L72 231L76 226L78 227L79 225L80 226H84V227L92 226L90 224V221H89L90 217L89 218L88 217H85L87 214L84 215V216L82 214L81 216H83V217H80V215H78L79 213L76 214L73 211L74 209L73 210H70L69 212H65L63 214L62 213L61 214H58L57 212L54 213L52 206L49 205L50 203L48 204L44 200H41ZM230 198H231V196H230ZM237 198H239V197H237ZM237 198H235V200ZM255 199H257V198H255ZM37 200H39L38 203L36 202ZM239 200H238V202H239ZM257 201H258V199H257ZM80 202H82V201H80ZM259 203L258 202L255 203L254 202V203L251 204V206H249L250 208H249L247 214L245 216H243V218H242V222L243 223L246 222V221H248V220H250V219L253 220L252 218H254L255 216L256 217L257 216L260 217V216H263L264 215V201H261ZM239 205H242V203L239 204ZM13 207H14V205H13ZM31 207H32V205H31ZM232 208H233V206H232ZM243 208H244V205H243ZM16 209H18V208H16ZM234 209H237V208L235 207ZM241 209H242V207H241ZM247 209L248 208H246L245 210H247ZM0 211H2V210H0ZM17 211H19V210H17ZM238 212H240L239 209H238ZM88 213H89V211H88ZM120 214L123 216V213L121 211H117L116 212V215L117 216L120 215ZM240 214H241V212H240ZM243 214H244V212L242 213V215ZM154 215H157L158 218H160V219L163 220V223H164V227L165 228H163L162 230H158L159 229V225H158V227H157L158 229L156 228L158 231H155L156 229H155L154 225L151 223L152 221L151 222H147V219L148 218H151L152 219V216H154ZM214 218H216V217H214ZM125 219H126V216L124 214V218L121 219L120 222L125 221ZM7 220H9L8 223H7ZM153 220H155V219H153ZM209 220H210V217H209ZM101 222L102 223L103 222H106V220H104V218H103L101 220ZM207 222L208 221H206L205 224H207ZM215 222L216 221H214L213 223H215ZM94 223L95 222L93 220V224ZM155 223H156V221H155ZM219 223H221V222L219 221ZM246 223H248V222H246ZM253 223H254V221H253ZM95 225H97V224H95ZM209 226H212V227H209ZM241 226H243V225H241ZM245 226H246V224H245ZM106 227H104V228H106ZM207 228H208V230H207L208 232L205 231ZM207 228L205 227L202 230V227H201L202 232H204V231L205 232H204V234L202 233L203 235H200L199 237L198 236H193V237L191 236V238H189V237L186 238V236H188V235H186L185 238L188 239V240L187 241H184V242H182L180 240L182 242V244L179 242L181 246H179L178 251H175V253L176 252H178V253H177V256H175V258H173V261H170L169 260L170 259L169 257L170 256H173V255H176V254L173 253V252H171V254H169L170 256H166L169 259L168 260H164L163 259L164 261H162V259H160V261H162V262H160L159 264H216V263L218 264V261H217L218 259L215 258L216 256H214V255L219 251V249L221 247V241L222 240L220 241L219 238L221 237V239H222V236H220L218 238L217 235L212 234V233H216V227H213V225H209L208 224ZM57 229H61V230L60 231H57ZM129 229H130V227H129ZM146 229H147V231H146ZM56 231L59 234H56ZM152 231H154V233H152ZM147 232H149V234ZM188 232H191V231H188ZM60 235H62V236H60ZM260 235L259 236H256V237H260ZM77 237H80V238H77ZM256 237H253L252 236V241L250 240L251 247H252V245L255 246V244L258 243L257 240H259V238L256 239ZM253 238H255V239H253ZM184 239H182V240H184ZM178 240H179V238H178ZM226 243H227V241H226ZM223 244H224V242H223ZM125 246H126V249H127L128 245L125 244ZM172 246H174V245H172ZM163 247H165V248H163ZM262 249H264V248H262ZM164 250H166V251H164ZM174 250H176V249H174ZM55 251L56 252L57 251L60 252V255L59 256H55L54 254H51V253H54ZM141 251L143 252V254H141ZM160 251H158V252H160ZM171 251H173V249ZM260 251H261V249H260ZM249 252H251V248H250V251ZM245 253H247V251ZM256 253H257V251H256ZM256 253H254V254H256ZM260 254H262V253L260 252ZM260 254L257 255V256L259 257ZM102 255H103V253H102ZM160 255H161V253H160ZM99 257H101V256H99ZM108 257H107L106 260H108ZM212 257L215 258V259H213ZM156 258L157 257H154V260H156ZM163 258H165V255H164ZM211 258H212V260H211ZM255 258H257V257L255 256ZM103 259H102V261H103ZM252 259H254V258H252ZM99 260H101V259H99ZM220 260L222 261L221 258H220ZM157 261H158V258H157ZM257 262H258V260H257ZM260 262L261 261H259V263ZM253 263H254V261H253ZM262 263L264 264V262H262ZM99 264H100V262H99ZM101 264H105V260ZM221 264H222V262H221ZM247 264H249V263H247Z\"/></svg>","mask_w":264,"mask_h":264}]
</instances>
